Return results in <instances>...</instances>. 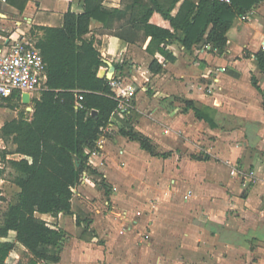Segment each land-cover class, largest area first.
<instances>
[{"label":"crops","instance_id":"0c3cea01","mask_svg":"<svg viewBox=\"0 0 264 264\" xmlns=\"http://www.w3.org/2000/svg\"><path fill=\"white\" fill-rule=\"evenodd\" d=\"M104 4L122 7L121 0ZM22 5L2 6L0 47L10 36L37 40L41 28L61 26L70 9H86L85 0ZM120 23L108 29L94 19L90 35L106 63L99 76L114 66L113 78L136 88L134 104L130 113H114L104 149L90 160L105 192L89 180L78 190L91 193L81 201L73 196L72 213L41 214L65 234L60 261L50 264H264V70L257 58L264 52V0L237 19L223 52L205 42L189 51L175 40L166 46L175 60L156 54L157 73L150 70V38L126 41ZM124 132L146 139L155 153ZM237 166L254 170L256 181L245 185L233 176Z\"/></svg>","mask_w":264,"mask_h":264},{"label":"trees","instance_id":"16d2710c","mask_svg":"<svg viewBox=\"0 0 264 264\" xmlns=\"http://www.w3.org/2000/svg\"><path fill=\"white\" fill-rule=\"evenodd\" d=\"M104 1L85 0L84 12L70 9L61 26L41 28L43 35L36 44L47 63L48 88L34 98L30 117L23 113L0 128L1 138L7 144L0 150L6 162L0 167V182L11 168L13 182L20 188L0 225V238L16 232V242L0 241V264H7L16 243L33 254L34 264L60 261L65 234L38 214L72 213L71 188L89 169L87 150L95 147L102 129L118 109L119 100L111 81L99 76L106 63L96 38L90 35L92 21L99 20L113 29L114 21L119 19L117 33L126 41L150 38L147 51L154 56L150 70L157 73L162 64L156 54L175 60L166 49L175 40L189 51L205 42L223 52L228 32L237 19L263 0H121L120 8L109 7ZM26 3L22 0L21 9ZM257 58L264 70V52H259ZM77 91H82L83 108L76 107ZM9 97L21 99V93L15 91L4 98ZM188 105L198 118L213 125L193 101H188ZM124 133L133 135L142 148L155 153L146 139ZM10 154L17 157L8 159ZM76 158L81 159L79 167Z\"/></svg>","mask_w":264,"mask_h":264},{"label":"built area","instance_id":"2783aa9c","mask_svg":"<svg viewBox=\"0 0 264 264\" xmlns=\"http://www.w3.org/2000/svg\"><path fill=\"white\" fill-rule=\"evenodd\" d=\"M229 1V0H226ZM8 3V0H0V18L4 11L2 6ZM47 63L40 48L33 39H20L10 36L0 47V97H8L13 92L19 91L22 94L28 92L31 94V100L47 89ZM111 86L116 98L119 100L117 111L122 114L130 113V108L134 104L136 88L132 85L123 86L122 81L112 78ZM82 91H77L76 107L83 108ZM113 124L110 122L99 136L95 147L87 150L88 165L94 157H99L104 149L107 133L111 131ZM232 175L240 177L245 185H249L256 181L257 175L254 170H246L240 166L232 170ZM89 182V174L84 171L79 183L71 188L73 195L78 192L79 185H87ZM192 195V191H188L184 198L187 200ZM49 225L51 223L46 220Z\"/></svg>","mask_w":264,"mask_h":264},{"label":"rangeland","instance_id":"374dc122","mask_svg":"<svg viewBox=\"0 0 264 264\" xmlns=\"http://www.w3.org/2000/svg\"><path fill=\"white\" fill-rule=\"evenodd\" d=\"M143 38V36H142ZM129 62V61H128ZM40 94H38L39 96ZM28 107H33V102L29 105H25L22 103L21 99L19 97H9V98H2L0 97V125H4L5 123L11 121L14 118L20 117L23 113L30 117L32 112ZM3 146H7V144L4 142V140L1 139V133H0V150H2ZM11 148V146H9ZM9 159L16 158V156L11 155L8 157ZM6 165L5 160L3 159V156L0 152V167H4ZM89 166V165H88ZM89 174V180L97 185V187L100 189L102 193L105 192L107 189V186L104 185L102 182V175L97 171L94 172V168L89 166V169L86 170ZM20 191V188L13 182V174L12 169L8 168L6 173L4 174L1 182H0V225L3 224L5 219V214L10 206V204L15 200L18 192ZM88 193H91V190H88L84 187L78 190L76 194L73 196H79L77 199L82 200L81 197H85ZM73 198V197H72ZM76 207L78 209H82L81 202L76 203ZM41 218V214H38ZM78 219H81L80 214H76ZM50 223L53 224L54 219L49 216L45 217ZM0 241H13L16 242L15 233L11 232L7 239L0 238ZM20 264H34L36 261L35 257L31 252H29L23 245H20L19 243H16V247L12 254L7 258L6 263L12 264L16 261ZM40 264H45L41 262Z\"/></svg>","mask_w":264,"mask_h":264},{"label":"water","instance_id":"95a60500","mask_svg":"<svg viewBox=\"0 0 264 264\" xmlns=\"http://www.w3.org/2000/svg\"><path fill=\"white\" fill-rule=\"evenodd\" d=\"M114 72H115V67L113 66V67L110 69V71L107 73V78H108L109 80H111V79L113 78V76H114ZM22 102H23V104H25V105H29V104H31V102H32V100H31V94L28 93V92H24V93L22 94ZM29 109L32 110V107H29ZM75 162H76L77 167H79V166L81 165V159H80V158H76V159H75Z\"/></svg>","mask_w":264,"mask_h":264}]
</instances>
